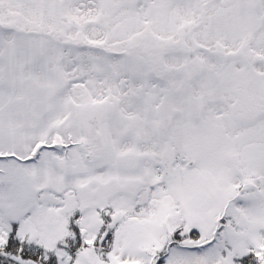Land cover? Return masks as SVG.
Here are the masks:
<instances>
[{
  "label": "snow or ice",
  "instance_id": "1",
  "mask_svg": "<svg viewBox=\"0 0 264 264\" xmlns=\"http://www.w3.org/2000/svg\"><path fill=\"white\" fill-rule=\"evenodd\" d=\"M0 264H264V0H0Z\"/></svg>",
  "mask_w": 264,
  "mask_h": 264
}]
</instances>
